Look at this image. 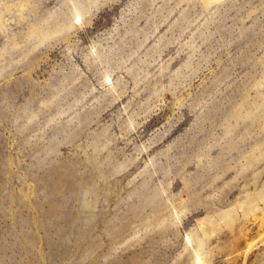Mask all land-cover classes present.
Here are the masks:
<instances>
[{"label":"rangeland","instance_id":"1","mask_svg":"<svg viewBox=\"0 0 264 264\" xmlns=\"http://www.w3.org/2000/svg\"><path fill=\"white\" fill-rule=\"evenodd\" d=\"M0 264H264V0H0Z\"/></svg>","mask_w":264,"mask_h":264},{"label":"bare ground","instance_id":"2","mask_svg":"<svg viewBox=\"0 0 264 264\" xmlns=\"http://www.w3.org/2000/svg\"><path fill=\"white\" fill-rule=\"evenodd\" d=\"M228 145H229L230 147H236V146H235V145H236V142L233 141V138H232V140H229Z\"/></svg>","mask_w":264,"mask_h":264}]
</instances>
